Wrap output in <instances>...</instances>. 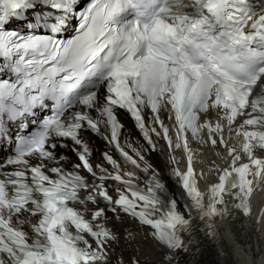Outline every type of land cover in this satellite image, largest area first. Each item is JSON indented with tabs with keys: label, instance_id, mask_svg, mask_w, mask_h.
Here are the masks:
<instances>
[{
	"label": "snow or ice",
	"instance_id": "6c2138e0",
	"mask_svg": "<svg viewBox=\"0 0 264 264\" xmlns=\"http://www.w3.org/2000/svg\"><path fill=\"white\" fill-rule=\"evenodd\" d=\"M120 110L147 148L121 142ZM153 136L187 157L171 170L183 205L144 155ZM93 137L119 158L95 159ZM193 142L230 161L209 160L204 192ZM253 178L264 185V0H0V264H142L119 252L134 242L122 214L149 229L156 264H185L197 220L215 236V218L251 215Z\"/></svg>",
	"mask_w": 264,
	"mask_h": 264
},
{
	"label": "bare ground",
	"instance_id": "6f19581e",
	"mask_svg": "<svg viewBox=\"0 0 264 264\" xmlns=\"http://www.w3.org/2000/svg\"><path fill=\"white\" fill-rule=\"evenodd\" d=\"M134 145L139 147L138 143H134ZM100 149L101 145L98 144L97 150ZM147 160L149 162L148 158ZM159 160L160 163H158L161 167L165 165L161 155H159ZM262 201L259 200L256 203L255 210L257 212ZM230 217L231 220L227 222L229 228L226 231L222 230L221 233L218 228H213L216 234L211 239L203 235L206 225L198 224L202 228V234L196 235L199 249L194 257H189V260H194L195 264H256L253 260L261 254L264 248V213L260 215V221L237 214L233 216V212L230 213ZM129 246L139 247V253L145 252L152 255L154 261L159 259V253H161L145 239L134 240L127 248ZM121 252L128 255L126 251Z\"/></svg>",
	"mask_w": 264,
	"mask_h": 264
},
{
	"label": "rangeland",
	"instance_id": "374dc122",
	"mask_svg": "<svg viewBox=\"0 0 264 264\" xmlns=\"http://www.w3.org/2000/svg\"><path fill=\"white\" fill-rule=\"evenodd\" d=\"M257 200V199H256ZM259 201V200H258ZM257 203V202H256ZM262 252H264V248L262 250ZM258 255V257H255V259L253 260L254 262H256V264H264V253H262ZM263 259V260H262ZM256 260V261H255ZM259 261V262H258ZM258 262V263H257Z\"/></svg>",
	"mask_w": 264,
	"mask_h": 264
}]
</instances>
